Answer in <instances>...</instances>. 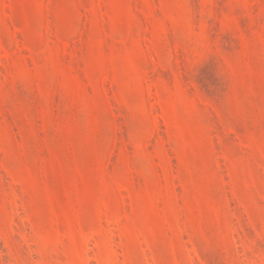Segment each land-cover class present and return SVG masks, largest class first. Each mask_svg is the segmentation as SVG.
I'll return each instance as SVG.
<instances>
[{
	"label": "rangeland",
	"instance_id": "374dc122",
	"mask_svg": "<svg viewBox=\"0 0 264 264\" xmlns=\"http://www.w3.org/2000/svg\"><path fill=\"white\" fill-rule=\"evenodd\" d=\"M0 264H264V0H0Z\"/></svg>",
	"mask_w": 264,
	"mask_h": 264
}]
</instances>
